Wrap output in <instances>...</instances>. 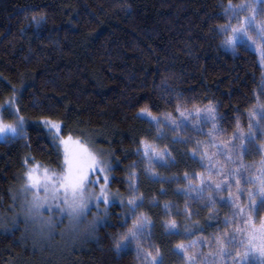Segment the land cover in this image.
Here are the masks:
<instances>
[{
    "label": "trees",
    "instance_id": "trees-1",
    "mask_svg": "<svg viewBox=\"0 0 264 264\" xmlns=\"http://www.w3.org/2000/svg\"><path fill=\"white\" fill-rule=\"evenodd\" d=\"M239 1L0 0V102L18 94L32 122L25 136L0 140V264H146L148 252L159 253V264H190L189 255L195 264L217 252V237L231 249L223 264H233L239 243L227 237L241 216L227 193L199 185L203 165L193 152L203 134L156 125L141 109L160 116L212 106L223 142L250 130L252 112L264 105V66L244 43L225 47L222 32L225 6ZM45 118L107 158L119 198L89 235L42 254L12 206L29 165L61 167ZM145 140L166 158L149 163ZM143 218L140 237L117 248Z\"/></svg>",
    "mask_w": 264,
    "mask_h": 264
},
{
    "label": "rangeland",
    "instance_id": "rangeland-1",
    "mask_svg": "<svg viewBox=\"0 0 264 264\" xmlns=\"http://www.w3.org/2000/svg\"><path fill=\"white\" fill-rule=\"evenodd\" d=\"M246 2L250 3L252 0H242L236 3H229L225 6L229 21L222 27L224 45L230 50H234L238 43L248 45L252 48V50L258 53L260 61L264 66V59L261 58L260 52V45L264 43V41H261L255 25L250 27L248 32V36L252 37V39L242 36L238 38L234 46L230 43V39L233 35L231 31L232 27H237L239 24L243 23V17L248 15L247 9L240 10L236 6L242 5ZM257 7V20L264 19V3L258 4ZM253 41H255V43ZM13 97L14 102L12 101L11 105H9L8 102L13 100V98H8L5 102H0V118H2L6 123H14L16 122L17 117H23V134L21 136H25L26 132L28 133L29 129L32 127V122L21 111L18 101L19 98H17L18 94H13ZM210 109H214V107L207 106L200 109L196 108L189 110L192 112L179 110L175 113V115L155 116L152 113L151 115H148L143 112L141 114L148 117L156 125H166L167 127L174 128L179 132H189L192 133L194 137L203 134L204 139L199 140L196 143V149L193 152V155L198 157L199 161L203 165L202 173L198 174L200 187H203L204 190H213L215 192L214 194L218 193L221 197L223 194L227 193L229 195L231 192L238 197L236 202L247 209V207L243 205V198H246L247 204H249L248 192L258 187V184L253 181L261 174V162L264 161V147H262L264 146V108L260 105L252 112L251 134L249 130L246 133H241L239 139L229 142L219 140V137L216 135V110L214 109V111H210ZM253 113H255V115H253ZM153 117H155V119H153ZM41 123L43 124V120ZM46 127L50 133L47 125ZM51 132L52 134L50 133V136L56 139L57 145L62 154L61 167L55 168L42 162H35L32 165L39 163L42 167H47L52 171H61L63 168L64 157L63 146L60 145V139L56 138L55 133L53 131ZM158 133L159 136L162 134L164 135V130L162 129V131H158ZM59 137L67 138L68 136H62L60 132ZM16 138L17 137L0 136V140L5 141L14 140ZM228 140L231 139L228 138ZM40 142L41 141L39 139H35L34 141L36 145H39ZM242 143L246 145V148L241 149L239 147ZM249 144H253V147ZM150 145L152 146V150H150L147 154L144 150V144L140 148L142 155L149 163L160 162L163 158H166L167 151L165 148H160L154 142H151ZM92 150L99 155L97 150L93 148ZM252 150L256 151L254 154L257 155V159L251 160L250 162L244 160V154ZM158 153H163V155H159ZM100 158L104 162L101 167L105 168V171L97 169L89 172V179L92 183L87 185L86 195L91 197V199L88 201V207L79 215H72L68 212L67 205L63 203L62 197L57 199L49 197L47 202L41 201L43 204L42 207L39 209L35 208L31 203L33 199V192L25 191V173L27 172L28 167L26 168L24 176L13 194L14 204L12 209L14 210L15 217L24 224L25 231L30 234L32 242H34L33 244L36 243L34 247L32 246L34 250L39 251L42 254L55 248L57 250H62L67 246L72 245V243L76 242L77 239L82 238L84 235H89L93 226H97L104 220L101 216L105 214L108 209V205L117 197L119 198V196L108 185V180L110 178V164L106 157L101 155ZM105 176L108 177L107 181L104 179ZM237 179H239V186L242 189V191L238 193L236 184ZM105 184L108 193V200L105 201L103 197H101L99 202H97L96 196L99 195L101 186ZM216 184H221V188L216 189ZM40 195L43 196L44 193L41 192ZM229 198L233 203L230 195ZM255 199L259 202L260 197L257 196ZM233 205L235 208L234 203ZM255 214L256 213L253 212V215ZM260 219H264V215L257 217V223H259ZM6 220H9V218H6ZM136 220L137 219L134 221ZM16 222L17 220L13 222L14 227L17 226ZM240 226H242V220L240 221V225L238 227ZM139 235L140 232L137 234V237L133 239V241L140 237ZM39 249H42V251ZM243 250V247L239 244L236 252H243ZM150 260L151 257L148 261H143L146 264H150ZM225 260L226 255L221 256L213 254L204 257L203 262L200 261L195 264H223ZM189 262L190 264H193L194 261ZM248 264H261V262L256 258V256H250L248 258Z\"/></svg>",
    "mask_w": 264,
    "mask_h": 264
},
{
    "label": "snow or ice",
    "instance_id": "snow-or-ice-1",
    "mask_svg": "<svg viewBox=\"0 0 264 264\" xmlns=\"http://www.w3.org/2000/svg\"><path fill=\"white\" fill-rule=\"evenodd\" d=\"M260 3H264V0H252L250 3L246 2L236 6L240 10L247 9L248 15L243 17V23L231 29L233 35L230 39V43H232L233 46L236 44L238 38L242 36L252 39V37L248 36V32L249 28L253 25L256 26L261 41H264V19L257 20V5ZM33 19H35V17H33ZM253 42L255 43V41ZM260 52L261 58L264 59V43L260 45ZM8 103L11 105L12 101L10 100ZM261 107H264V105ZM210 111H214V109H210ZM141 112L151 115L148 108H142ZM253 115H255V113H253ZM153 119H155V117H153ZM43 123L48 126L50 131L55 133L56 138L60 139V145L63 146L64 152L63 168L61 171H52L47 167H42L39 163L29 165L25 173V191L33 192L31 203L37 209L43 206L41 201L47 202L49 197L52 199L62 197L63 203L67 205L68 212L72 215H79L88 207V201L91 199V197L86 195L87 185L92 183L89 179V172L97 169L105 171V168L101 167L104 162L100 156L81 139L73 138L71 135L67 138H60V122L45 118ZM249 128L251 134V125ZM22 134L23 117H17L14 123H6L0 118V136L19 137ZM233 139H235V137H233ZM143 144L146 154L152 150V146L147 140L143 141ZM239 147L244 149L246 145L242 143ZM158 154L163 155V153ZM25 163L28 164L27 159ZM261 164V174L253 181L258 184V187L248 192L249 204L247 209L236 202L238 200L236 195L231 192L229 193L235 204L236 214L241 216L242 226L235 228L233 230V235L227 237V240L230 243L241 244L244 249L243 252H236L233 258V264H248V258L250 256H256L261 264H264V219H260L259 223H257L259 207L264 206V161H262ZM104 179L107 181L108 177L105 176ZM236 184L237 192L242 191L239 186V179L236 180ZM215 187L216 189H220L221 184H216ZM41 192L44 193L43 196L40 195ZM257 196L260 197L259 202L255 199ZM101 197H103L105 201L108 200L106 184L101 186L100 193L96 196L97 202H99ZM130 203H135V200H131ZM253 212H255L256 215H253ZM145 222L146 218L134 221L133 228L129 229V234L124 236L122 240L117 243V248L126 247L127 243L130 242V238H136L137 234L142 231ZM169 226L175 228V220L170 221ZM216 240L217 252L214 253V255H231V249H229L228 244L225 243V238L217 237ZM178 248L183 250L184 245L181 243L178 245ZM158 255L159 253L153 255L151 252H148L146 253V258L151 257L150 264H159L157 260ZM188 259L192 261L193 257L189 255Z\"/></svg>",
    "mask_w": 264,
    "mask_h": 264
}]
</instances>
